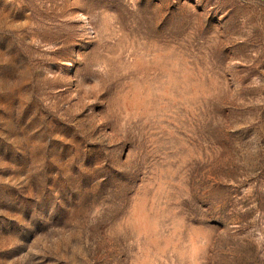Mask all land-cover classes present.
Segmentation results:
<instances>
[{
  "label": "rangeland",
  "instance_id": "1",
  "mask_svg": "<svg viewBox=\"0 0 264 264\" xmlns=\"http://www.w3.org/2000/svg\"><path fill=\"white\" fill-rule=\"evenodd\" d=\"M0 264H264V0H0Z\"/></svg>",
  "mask_w": 264,
  "mask_h": 264
}]
</instances>
